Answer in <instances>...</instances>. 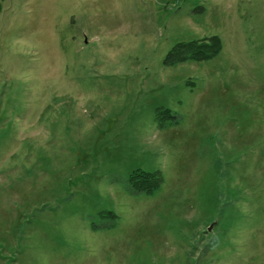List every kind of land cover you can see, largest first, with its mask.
<instances>
[{"label": "rangeland", "instance_id": "rangeland-1", "mask_svg": "<svg viewBox=\"0 0 264 264\" xmlns=\"http://www.w3.org/2000/svg\"><path fill=\"white\" fill-rule=\"evenodd\" d=\"M0 264H264V0H0Z\"/></svg>", "mask_w": 264, "mask_h": 264}, {"label": "trees", "instance_id": "trees-1", "mask_svg": "<svg viewBox=\"0 0 264 264\" xmlns=\"http://www.w3.org/2000/svg\"><path fill=\"white\" fill-rule=\"evenodd\" d=\"M222 42L217 35H213L204 40H189L174 44L163 58V65L174 66L186 61H204L212 59L221 51ZM161 117V116H160ZM158 116V119L160 118ZM162 119V118H160ZM162 125L163 123H159ZM130 190L133 193L153 194L162 183L161 174L155 171H146L143 169H133L128 174ZM103 216L114 221L116 215L112 211H102ZM93 228L95 226L91 224Z\"/></svg>", "mask_w": 264, "mask_h": 264}, {"label": "water", "instance_id": "water-1", "mask_svg": "<svg viewBox=\"0 0 264 264\" xmlns=\"http://www.w3.org/2000/svg\"><path fill=\"white\" fill-rule=\"evenodd\" d=\"M211 227H212V226H209V227H208V230H210V229H211Z\"/></svg>", "mask_w": 264, "mask_h": 264}]
</instances>
